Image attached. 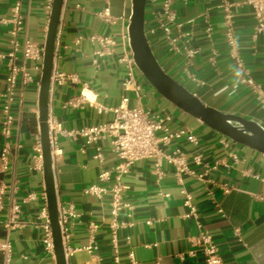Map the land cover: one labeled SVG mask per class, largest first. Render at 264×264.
<instances>
[{"label": "crops", "instance_id": "0c3cea01", "mask_svg": "<svg viewBox=\"0 0 264 264\" xmlns=\"http://www.w3.org/2000/svg\"><path fill=\"white\" fill-rule=\"evenodd\" d=\"M224 0H187L174 2L176 25L171 35L177 39L169 45L159 29L158 19L163 0L148 2L145 33L149 45L165 73L183 85L206 106L236 114L264 127V38L255 33L256 20L251 7L235 9L233 31L243 62L242 72L230 56L226 24L220 5ZM242 3L244 0H227ZM53 0H0V132L2 107L6 103L7 55L11 52V24L4 20L20 4L24 35L44 49ZM109 7L114 23L98 15ZM132 15L131 0H65L56 36L53 71L71 76L61 85L53 84L49 93V115L62 124L66 132L112 122L111 112L99 114L85 104L73 107L69 102L84 92L97 104L118 106L125 95L122 81L126 66L121 63L131 52L128 28ZM208 28L211 32L208 33ZM93 37H111V52L98 56L101 46ZM187 50H195L193 57ZM17 65L23 64L22 53ZM27 67L33 82L22 89L18 80L11 103V134L2 138L1 148L9 147L7 169L2 174L4 186L0 226L8 220L12 204L20 206L17 225L6 235L12 252L8 264H56L55 253L44 245V219L47 208L43 169H39L36 150L39 133V89L41 75ZM242 73V74H241ZM136 79L141 98L129 93L130 105L140 103L160 115L171 116L172 130H189L198 139L192 144L185 138L163 147L166 155L180 150L185 154L190 173L176 177L175 167L161 158L162 176L156 175V159L137 162L124 177L129 187L125 200L131 209L119 212L117 250L111 240V206L109 197L85 196L91 185H100L99 175L110 170L118 159L109 141L86 146L81 137L58 138L62 156L53 165L58 205L73 206L65 229L69 234L65 252L68 264H129L133 252L136 264H206L198 244L201 233L210 234L225 264H264V154L240 145L178 109L161 96L138 71ZM252 79L254 86L241 82ZM21 95V96H20ZM101 149L102 160L95 158ZM199 156L201 164L194 158ZM228 189V193L225 192ZM193 197L196 217L186 218L181 190ZM34 195L35 199L29 196ZM221 210V212H220ZM97 226L91 234L90 226ZM6 238V237H5ZM5 238L0 239L3 241ZM91 241L95 248L88 250ZM0 264H6L0 252Z\"/></svg>", "mask_w": 264, "mask_h": 264}, {"label": "built area", "instance_id": "2783aa9c", "mask_svg": "<svg viewBox=\"0 0 264 264\" xmlns=\"http://www.w3.org/2000/svg\"><path fill=\"white\" fill-rule=\"evenodd\" d=\"M156 0H148V2H155ZM187 0H163L161 16L158 19L159 29L164 34L165 39L169 45L175 48L177 39L171 35V27L176 25V14L172 8L174 2ZM247 5L252 8L256 26L255 33L257 36L264 38V0H244L242 3H232L224 0L220 5L223 18L226 24V39L230 49V56L236 62L240 72L243 71V62L239 55L238 44L234 35L232 21L234 18L235 9L241 5ZM51 5L49 10H51ZM103 21L107 23H114L115 18L111 15L109 7L105 8L99 15ZM4 23L11 24L12 28L9 32L11 52L6 56L8 59L9 75L7 78V93L5 95L6 103L2 107V129L1 136L3 139H8L11 134V127L13 124V117L10 112L11 103L16 95L18 80H21L22 89L33 82L30 74V69L27 67L28 62H32V70L42 74L43 69V56L44 49H41L37 44L32 42L27 35H24V42L21 45L19 37L25 32L24 18L20 13V4H16L12 9L11 16L4 20ZM208 33L211 29L208 28ZM92 40H97L101 46V50L97 53L98 56H104L111 52V47L115 46V40L111 37H93ZM22 53L23 64L17 65V54ZM197 54L195 50H187V56L193 57ZM121 63L126 66V76L122 81V89L125 95L121 98L119 104L115 108H107L96 103L92 96L81 94L80 98L72 100L69 105L73 107H83L88 104L96 109L99 114L111 112L114 115L112 122L101 124L92 127H85L80 130H73L66 132L62 124L55 120L53 117L48 116L49 127V140L51 148V157L53 165L62 156L58 138L61 135H68L72 137H81L85 141L86 146H96L101 141H109L113 152L115 153L118 163L110 170H104L99 175L100 185H91L84 189L85 196H92L98 199L109 197L112 222L111 240L114 249L117 250V230L121 224L118 222V215L124 209H131L130 204L125 200V194L129 187L124 183V177L128 175L132 167L140 161L156 159V175L161 177V158H164L168 164L175 167L176 177L179 183H182V176L190 173L189 166L185 154L180 150H175L172 154L166 155L163 147L169 146L173 141L185 138L188 142L197 145V137L189 130H172L171 116L165 114L160 115L146 109L140 103L134 106L130 105L129 93H134L137 99L141 98V88L137 82L135 72L137 70L136 64L133 59L132 51L125 54L121 59ZM242 74V73H241ZM71 80V76L64 75L60 72L53 71L50 83V89L53 84L61 85L67 80ZM241 82H245L250 86H254L252 79L240 78ZM21 96V95H20ZM36 150L38 152L37 161L39 169H43L42 164V149L40 139L37 142ZM9 154V147L6 144L0 150V173L7 169V157ZM96 159L102 160L101 149L97 148ZM196 164H201L199 156L194 158ZM228 193V189H224ZM4 186L0 182V211L3 206ZM183 197V204L188 209L186 218L196 217V207L193 204L192 195L186 190H181ZM30 199H35L34 195L29 196ZM221 212V210H220ZM20 214V206L12 204L8 220L5 222L4 227L8 232L11 227L17 225L18 216ZM59 222L62 229V238L64 247L69 239V234L65 229V223L68 216H73V206L69 205L61 207L58 205ZM44 219V245L48 252L54 254V242L52 236V229L50 225L48 209L44 208L41 213ZM97 226L91 225L90 232L93 234ZM198 244L204 254L206 264H225L219 254L218 246L213 241L210 234L201 233L198 238ZM95 248L94 241H91L88 250ZM0 252L2 253L6 264L10 262L12 247L8 239V235L3 241H0ZM129 264H136L135 255L131 251L128 254ZM116 263L120 264L116 258Z\"/></svg>", "mask_w": 264, "mask_h": 264}, {"label": "water", "instance_id": "95a60500", "mask_svg": "<svg viewBox=\"0 0 264 264\" xmlns=\"http://www.w3.org/2000/svg\"><path fill=\"white\" fill-rule=\"evenodd\" d=\"M65 0H53L44 46L43 69L40 78L38 111L42 149L43 177L47 209L52 229L56 264H68L59 222L53 162L49 140V93L53 72L56 36ZM148 0H131L132 15L128 28L129 44L138 71L147 82L178 109L200 120L226 138L264 154V127L236 114L224 113L206 106L183 85L164 72L154 55L145 33V11Z\"/></svg>", "mask_w": 264, "mask_h": 264}, {"label": "trees", "instance_id": "16d2710c", "mask_svg": "<svg viewBox=\"0 0 264 264\" xmlns=\"http://www.w3.org/2000/svg\"><path fill=\"white\" fill-rule=\"evenodd\" d=\"M1 143H2V136L0 134V150H1ZM2 181V174L0 173V182ZM6 237V231L5 229L0 226V239H3Z\"/></svg>", "mask_w": 264, "mask_h": 264}]
</instances>
